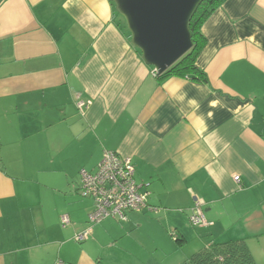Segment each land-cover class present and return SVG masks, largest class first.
I'll use <instances>...</instances> for the list:
<instances>
[{
    "label": "crops",
    "instance_id": "1",
    "mask_svg": "<svg viewBox=\"0 0 264 264\" xmlns=\"http://www.w3.org/2000/svg\"><path fill=\"white\" fill-rule=\"evenodd\" d=\"M120 17L111 0H0V264H158L168 247L184 264L230 243L264 264V0H222L204 24L207 83L160 82ZM108 151L148 208L79 244L80 172Z\"/></svg>",
    "mask_w": 264,
    "mask_h": 264
},
{
    "label": "water",
    "instance_id": "2",
    "mask_svg": "<svg viewBox=\"0 0 264 264\" xmlns=\"http://www.w3.org/2000/svg\"><path fill=\"white\" fill-rule=\"evenodd\" d=\"M133 46L162 76L192 48L190 22L203 0H113Z\"/></svg>",
    "mask_w": 264,
    "mask_h": 264
},
{
    "label": "built area",
    "instance_id": "3",
    "mask_svg": "<svg viewBox=\"0 0 264 264\" xmlns=\"http://www.w3.org/2000/svg\"><path fill=\"white\" fill-rule=\"evenodd\" d=\"M155 75L156 72L154 73ZM90 103L78 104L81 112ZM81 195L92 200L94 209L89 214V229L74 236V240L82 244L90 239L91 229L104 220L113 218L126 220L130 212H141L148 208V194L141 190L135 179V168L130 158H124L114 152H105L96 170H81ZM240 182V177L234 178ZM189 222L194 228L209 226L204 207L197 202L190 211ZM70 224L69 216L62 217L63 227ZM55 264H63L58 261Z\"/></svg>",
    "mask_w": 264,
    "mask_h": 264
},
{
    "label": "trees",
    "instance_id": "4",
    "mask_svg": "<svg viewBox=\"0 0 264 264\" xmlns=\"http://www.w3.org/2000/svg\"><path fill=\"white\" fill-rule=\"evenodd\" d=\"M111 3L116 12L113 0ZM221 4L222 0H203L189 25L193 48L166 73L158 76L160 82L173 77L186 78L199 83L208 82L207 74L197 65L198 58L207 45L202 28ZM222 247L223 245H215L190 258L184 264H253L252 256L242 245L230 243L226 245V249Z\"/></svg>",
    "mask_w": 264,
    "mask_h": 264
},
{
    "label": "rangeland",
    "instance_id": "5",
    "mask_svg": "<svg viewBox=\"0 0 264 264\" xmlns=\"http://www.w3.org/2000/svg\"><path fill=\"white\" fill-rule=\"evenodd\" d=\"M118 17H119V16H118ZM120 20H124V19H123L122 17H120ZM124 28L128 30V28H127V24L125 23V21H124ZM65 199H66V197L63 196V197H62V200L65 201ZM197 229H198V228H197ZM192 248H193L192 246H191V247H188V249H187L186 251L190 253L189 250H191ZM166 254H167V258H166V256H165V253L158 252V254H157V257H158V258H157L156 263H158V264H162L163 262H165V263H170V262L174 263V262H176L177 260H175V258H177L178 256L181 255V250H180V249H177V247H176V249H174V250L169 249V247H168V248H167V252H166ZM173 261H174V262H173ZM172 263H171V264H172ZM174 264H177V262L174 263Z\"/></svg>",
    "mask_w": 264,
    "mask_h": 264
}]
</instances>
